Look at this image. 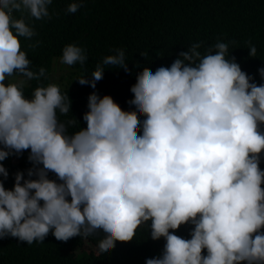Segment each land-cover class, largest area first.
I'll use <instances>...</instances> for the list:
<instances>
[{"label": "clouds", "instance_id": "9594fccd", "mask_svg": "<svg viewBox=\"0 0 264 264\" xmlns=\"http://www.w3.org/2000/svg\"><path fill=\"white\" fill-rule=\"evenodd\" d=\"M81 3L70 0L66 13ZM51 4L0 0V161L27 149L32 164L15 172L11 189L0 181V237L31 244L50 229L61 241L102 234L96 254L106 255L150 221L151 239L165 244L145 264H264V67L257 85L229 57L228 42L218 40L203 54L196 42L170 66L137 78L127 106L135 115H122L110 96L93 91L82 114L86 127L69 132L78 121L59 118L70 111L66 92L54 83L35 87L30 98L23 91L45 75L43 67L31 70L21 50L19 38L36 34L23 14L50 19ZM247 48L256 56L255 45ZM86 59L76 44L59 57L69 66ZM126 62L115 49L90 79L75 80L95 89L105 66L127 79ZM13 73L21 78L5 84ZM0 177H8L3 164ZM185 223L194 226L189 239L169 231Z\"/></svg>", "mask_w": 264, "mask_h": 264}, {"label": "trees", "instance_id": "16d2710c", "mask_svg": "<svg viewBox=\"0 0 264 264\" xmlns=\"http://www.w3.org/2000/svg\"><path fill=\"white\" fill-rule=\"evenodd\" d=\"M69 2L52 0L50 19L37 20L25 12V20L36 34L31 40L19 38L21 50L31 61V70L45 69V75L39 80L27 81L23 88L25 97L30 98L37 86L57 84L70 100L69 113L58 114L59 118L74 117L78 121L76 128L69 127V132L86 127L82 114L88 110L87 97L93 91L100 96H110L122 115H135V110L127 106L134 99L130 93L137 78L145 71L154 72L160 66H170L179 52L196 42L200 43L202 54L218 40L228 42L229 57H234L241 70L257 85L261 83L257 70L264 67V0H82L75 13H66ZM13 15L19 18L21 14L14 12ZM37 40L39 44L28 47ZM67 44L81 47L87 59L83 64L68 65L67 74L55 81L52 76L54 63L60 61L62 49ZM250 44L255 45L256 56L249 55L247 47ZM115 49L125 53L127 79L122 71L105 66L95 89L75 80L83 74L90 79L88 74ZM17 78L21 77L13 73L3 82L14 83ZM137 119L139 122L144 117ZM260 130L264 131V124L260 125ZM28 151L0 161L8 171L7 179L0 177L5 188L11 189L15 172L32 167L27 159ZM259 167L264 169V150L260 154ZM48 177L56 178L52 172ZM261 187L264 188V182ZM149 224L150 221L139 226L131 240L116 241L106 255L96 254L99 242L104 239L102 234L88 240L76 236L61 241L50 229L41 242L34 240L31 244L11 235L0 237V264H145L146 258L159 257L165 244L163 237L151 239ZM193 227L185 223L169 231L189 239ZM260 231L264 232V227ZM202 254H206V250L202 249Z\"/></svg>", "mask_w": 264, "mask_h": 264}, {"label": "rangeland", "instance_id": "374dc122", "mask_svg": "<svg viewBox=\"0 0 264 264\" xmlns=\"http://www.w3.org/2000/svg\"><path fill=\"white\" fill-rule=\"evenodd\" d=\"M54 65L55 70L53 71L52 76L55 81H58L60 78L64 77L67 74L68 65L62 64L60 63V61H56ZM16 80L18 81L19 78H17Z\"/></svg>", "mask_w": 264, "mask_h": 264}]
</instances>
